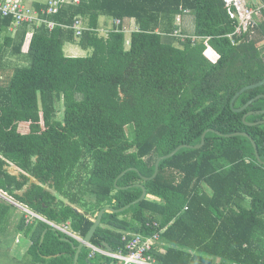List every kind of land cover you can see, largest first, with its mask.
<instances>
[{"label": "trees", "instance_id": "16d2710c", "mask_svg": "<svg viewBox=\"0 0 264 264\" xmlns=\"http://www.w3.org/2000/svg\"><path fill=\"white\" fill-rule=\"evenodd\" d=\"M51 1L32 0L40 21L30 25L0 14V193L22 205L12 236L30 237L28 257L73 264L76 249L62 240L68 237L39 217L69 223L85 238L97 212L131 205L143 186L145 200L105 213L91 244L116 251L125 233H159L151 252L157 264H264V165L248 138L208 133L203 148L180 150L160 163L155 179L143 180L154 176L160 157L200 145L209 129L249 134L264 162V125L243 122L264 110V98L241 113L231 108L241 89L264 80V18L232 46L226 36L235 27L223 0H79L49 14ZM187 14L194 36L207 40L173 36L182 34L177 20ZM77 18L86 27L80 36L71 28ZM101 18L113 21L107 37ZM131 20L137 30L127 49ZM68 44L88 55L67 56ZM13 58L24 65L11 69L6 60ZM259 95L264 86L242 94L235 109ZM131 168L138 172L120 178L118 190V177ZM14 211L0 198L1 237L11 236ZM89 253L84 248L79 263H109Z\"/></svg>", "mask_w": 264, "mask_h": 264}, {"label": "built area", "instance_id": "2783aa9c", "mask_svg": "<svg viewBox=\"0 0 264 264\" xmlns=\"http://www.w3.org/2000/svg\"><path fill=\"white\" fill-rule=\"evenodd\" d=\"M79 0H55L51 1L49 14H54L60 4H79ZM228 16L234 23L235 31L226 37L231 41L233 46L238 45V39L246 34H253L254 29L264 18V0H223ZM0 14L3 18L13 17L15 25L26 23L27 25L40 21L31 6L28 8L24 0H0ZM48 22V21H47ZM121 22L116 21V25ZM56 26L54 22H48V28L53 29ZM77 36H80L83 30L86 29L82 20L77 18L71 27ZM174 37H178L185 41L188 36L181 34L179 31L173 33ZM190 38V37H188ZM207 38L193 37L192 43L195 44L200 40ZM5 196V195H4ZM6 198V197H5ZM10 203L15 202L8 197ZM27 211L26 209H24ZM30 213L29 211H27ZM36 217L33 215V218ZM50 226L59 232H62L80 242L83 241L76 234L69 230V225H58L49 222ZM148 226L158 228V223H148ZM123 246L118 250H107L106 248L87 244L89 249V259L95 258L97 255L106 257L109 260L108 264H157L152 257L151 252L160 241V234L156 233L153 237H146L141 234L125 233L122 237Z\"/></svg>", "mask_w": 264, "mask_h": 264}, {"label": "water", "instance_id": "95a60500", "mask_svg": "<svg viewBox=\"0 0 264 264\" xmlns=\"http://www.w3.org/2000/svg\"><path fill=\"white\" fill-rule=\"evenodd\" d=\"M264 86V80L258 82V83H255V84H252V85H249V86H246L244 87L243 89H241L235 96L234 98L232 99V102H231V108L232 110L235 112V113H241L243 111H245L249 106H251L255 101L259 100V99H262L264 98V95H259L258 97L252 99L251 101H249L244 107H242L241 109H235V102L236 100L242 95L244 94L245 92L247 91H250V90H254V89H257V88H260ZM254 114H257V115H262L264 114V110L263 111H258V112H249L248 114H246L244 117H243V122L245 125L247 126H256V125H259V124H263L264 125V120L263 121H259L257 123H248L247 122V118L251 115H254ZM208 133H214L220 137H226V138H232V137H238V136H243V137H246L248 138L252 145H253V148L255 150V154H256V158L257 160L259 161L260 164L264 165V162H262L261 158H260V155H259V151H258V146L255 142V140L247 133H244V132H238V133H234V134H230V135H224L222 134L221 132H218L214 129H209L207 130L203 135H202V140H201V144L198 145V146H190V145H182L180 147H178L173 153H171L170 155H167V156H163V157H160L157 162H156V165H155V168H156V171H155V174L152 178L148 179V178H143L144 181H147V180H153L157 177L158 173H159V169H160V163L164 160H168L172 157H174L180 150L182 149H201L204 147L205 145V138H206V135ZM129 171H137L136 169H129L125 172H123L117 179L116 181V187L118 190H121L120 187L117 186V182L119 181L120 178H122L127 172ZM138 172V171H137ZM38 183V182H37ZM139 186V185H137ZM143 190V195L140 199H138L137 201H135L134 203H132L131 205H128L126 206L125 208L121 209V210H115L113 208H110V207H106L104 209H102L98 214H97V219L93 225V227L91 228V230L89 231V233L87 234V236L84 238V240L80 243V245H78L77 247H75L76 249V255H75V264H77L78 260H79V256L81 254V251L83 250V248L91 243L92 241V238L94 236V234L96 233L98 227L100 226V224L102 223V220H103V216L106 212H110V213H120V212H125L126 210H128L132 205H136L138 203H141L142 201L145 200L146 196H147V190L145 187L143 186H140ZM122 189H128V187L126 188H122ZM78 212V211H77ZM79 213V212H78ZM66 242H69L70 244H73V241L69 240V239H65Z\"/></svg>", "mask_w": 264, "mask_h": 264}, {"label": "crops", "instance_id": "0c3cea01", "mask_svg": "<svg viewBox=\"0 0 264 264\" xmlns=\"http://www.w3.org/2000/svg\"><path fill=\"white\" fill-rule=\"evenodd\" d=\"M192 19L193 18H191V15L190 14H187V15H185L184 17H182L180 20H178V24L180 25V31L182 32V33H184V34H186V36L187 35H189V37L190 38H193V37H196V36H194V34L192 33V34H190L189 32H194L193 30H194V20L192 21ZM264 20V19H263ZM263 20L262 21H260L261 23L263 22ZM107 22V21H106ZM259 22V23H260ZM108 23V22H107ZM126 31H132V32H134V31H136L137 30V27H136V24H135V22H134V20H131L130 22L128 21V23H126ZM184 31V32H183ZM187 31H188V33H187ZM12 33H14V30H12L11 31ZM126 39H127V36H126ZM203 40V39H202ZM202 40H200V41H202ZM204 40H207V39H204ZM130 43H131V39H130ZM233 46V45H232ZM258 46L260 47V48H264V43L263 42H260L259 44H258ZM79 50H80V48L78 47V46H76V45H72V44H68V45H66V47H65V52H67V54H68V56H72V57H77V56H79V54H80V52H79ZM81 52H83V50H80ZM84 52H86V51H84ZM88 55V54H87ZM9 173L11 174V175H14V174H12L10 171H9ZM34 183H36V184H39V183H37L38 181H35V180H32ZM46 189H48V186H46ZM9 202V201H8ZM22 206V205H21ZM79 213L81 212L80 210H77ZM100 212V211H99ZM99 212H97V214L99 213ZM106 213H110V212H106ZM25 214V213H24ZM97 214H96V217H95V219L93 220L94 221V223H95V221H96V219H97ZM26 217H27V215H26ZM39 219L40 220H42V221H44V222H46V223H49L48 221H45L42 217H39ZM34 220L35 219H31V220H28L27 221V223H28V225H31V224H34ZM17 222H19V220L17 221ZM102 224V223H101ZM101 224H100V226H101ZM62 225H64V224H62ZM66 225V224H65ZM67 225H69V223L67 224ZM69 230L70 231H72V229L70 228V226H69ZM56 231V230H55ZM57 232H59V231H57ZM59 233H61V234H64V233H62V232H59ZM72 233H74L73 231H72ZM45 234H46V232L44 233V235H43V237L45 236ZM74 234H76V233H74ZM64 235H66V234H64ZM77 235V234H76ZM68 238H62V240L64 241V242H66L65 241V239H69V240H71V241H73V240H75V241H77L78 243H79V245H80V241H78V240H76V239H74V238H72V237H70V236H68V235H66ZM78 236V235H77ZM78 237H80V236H78ZM22 238H25L26 240H27V242H26V244L25 245H21V243H22V241H21V239ZM81 239H83L84 240V238L83 237H80ZM6 239H8V237H4V240L3 239H1L0 240V249H1V251H0V264H14L15 262L17 263V262H21V261H23V260H25L27 257H28V255H27V253H28V250H29V248H30V246L32 245V241H31V239H30V237H24L22 234H19L18 236H16L15 237V240L13 241V244H11V245H9V244H5V241H6ZM66 243H69V242H66ZM74 243V242H73ZM70 244V243H69ZM89 244H91V243H89ZM72 246H73V248H75V247H77L75 244L73 245V244H71ZM93 245V244H92ZM104 247H106V249L107 250H112V249H109V248H107V244H104ZM84 248H86V246L84 247ZM84 248H83V250H84ZM83 250L81 251V253L83 252ZM81 255V254H80ZM80 257V256H79ZM46 258V260H50L51 259V257H45ZM96 258H97V256H95V258H93V259H95L96 260ZM106 258V257H105ZM3 260H7V262H3ZM15 263V264H16ZM42 264H48V263H46V262H44V263H42ZM73 264H75V258H74V262H73ZM77 264H79V260H78V262H77ZM108 264V263H107ZM215 264H216V262H215Z\"/></svg>", "mask_w": 264, "mask_h": 264}, {"label": "rangeland", "instance_id": "374dc122", "mask_svg": "<svg viewBox=\"0 0 264 264\" xmlns=\"http://www.w3.org/2000/svg\"><path fill=\"white\" fill-rule=\"evenodd\" d=\"M25 2V4H26V6L28 7V8H31V2H32V0H27V1H24ZM106 18H101L100 19V29H99V33H100V36H102V37H107V35H108V32L112 29V27H113V21L112 20H109V22L108 23H106ZM192 21H193V19H192ZM194 22V21H193ZM177 23H178V20H177ZM195 23V22H194ZM194 29H195V24H194ZM15 31V30H14ZM194 31V30H193ZM125 32H126V36H127V39H126V48L127 49H129L130 48V39H131V34L133 33L132 31H126L125 30ZM187 33H188V31H187ZM190 34H194V32H189ZM188 33V34H189ZM183 35H186V34H184V33H182ZM187 36H189V35H187ZM66 47V46H65ZM81 50V49H80ZM79 50V52H80V54H79V56H77V57H86L87 56V54H88V52H81ZM64 51H65V49H64ZM65 54L68 56V54H67V52H65ZM25 62V61H24ZM6 64L11 68V69H13V67H16L17 65H24V64H22V61H21V59H16V58H13V60H9V59H7L6 60ZM4 80H3V78H0V83H2ZM9 169V171L12 173V174H14L15 176H19V173H20V171H19V169L18 168H16V167H14V166H11V167H9L8 168ZM6 197V198H5ZM0 198L1 199H3L4 201H6V202H8V197L7 196H4L2 193H0ZM8 203H10V202H8ZM11 205H13L14 206V208H15V211H14V213H16L15 214V216L14 217H12V218H10V220H9V224H8V226H7V231H8V233H10L9 235H11V236H8V239H6V241H5V244H9V245H11V244H13V241L15 240V235H13L12 236V234H13V229L15 228V226L17 225V220L16 219H19V216L21 215L22 217H23V211H22V206L20 205V204H17V203H15V204H12V203H10ZM0 239H3L4 240V237H1V235H0ZM21 241H22V243H21V245L23 246V245H25L26 244V242H27V240L25 239V238H22L21 239ZM0 251H1V249H0ZM3 262H7V260L5 261V260H3ZM16 263V262H15ZM14 263V264H15ZM16 264H42V263H37L33 258H31V257H27L25 260H23V261H21V262H17ZM79 264H85V263H83V262H81V263H79Z\"/></svg>", "mask_w": 264, "mask_h": 264}, {"label": "bare ground", "instance_id": "6f19581e", "mask_svg": "<svg viewBox=\"0 0 264 264\" xmlns=\"http://www.w3.org/2000/svg\"><path fill=\"white\" fill-rule=\"evenodd\" d=\"M169 231V230H168Z\"/></svg>", "mask_w": 264, "mask_h": 264}]
</instances>
